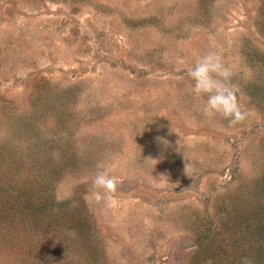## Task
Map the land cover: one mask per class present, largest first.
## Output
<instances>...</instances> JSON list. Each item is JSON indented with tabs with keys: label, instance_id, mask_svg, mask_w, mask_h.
Here are the masks:
<instances>
[{
	"label": "rangeland",
	"instance_id": "obj_1",
	"mask_svg": "<svg viewBox=\"0 0 264 264\" xmlns=\"http://www.w3.org/2000/svg\"><path fill=\"white\" fill-rule=\"evenodd\" d=\"M208 51L243 124L200 111L187 70ZM31 179L60 221L0 214V264H226L264 215V0H0V189Z\"/></svg>",
	"mask_w": 264,
	"mask_h": 264
},
{
	"label": "clouds",
	"instance_id": "obj_2",
	"mask_svg": "<svg viewBox=\"0 0 264 264\" xmlns=\"http://www.w3.org/2000/svg\"><path fill=\"white\" fill-rule=\"evenodd\" d=\"M192 81V94L200 98V111L208 119L220 117L227 120L228 125L243 124L248 112L239 103L237 93L231 84L233 72L216 51H208L201 55L187 70ZM92 189L102 192L108 199L116 194L118 182L107 170L97 165V172L92 182Z\"/></svg>",
	"mask_w": 264,
	"mask_h": 264
},
{
	"label": "trees",
	"instance_id": "obj_3",
	"mask_svg": "<svg viewBox=\"0 0 264 264\" xmlns=\"http://www.w3.org/2000/svg\"><path fill=\"white\" fill-rule=\"evenodd\" d=\"M37 181L38 180L36 179H31L30 181L28 180L27 185L22 184V187L18 186L15 189H7L4 188V185V187L0 189V214L3 215V213H7V210L10 211V213L8 214V219L14 217L16 214L18 218L15 219V221H17L18 223L21 222V225H24L25 230H28L29 227H33V229L35 227L36 229H38L39 227L48 228L52 226L53 223L55 226V224L60 221L56 211L50 210L48 208L47 197L42 196L44 192L38 191L37 189H35V186H33ZM36 196L39 198L43 197V200L46 199L43 204L42 213L37 206L38 204L35 199ZM231 233H233V231H231ZM42 234L45 235L44 233H41V235ZM230 238V241H232V243L236 242V244L235 250L233 247L226 249V264H231V260L234 257L237 258L240 252L246 253L250 258L252 264V260H254V264H264V215L263 217H259L257 213H252L251 216L249 215L246 216V218H242L239 223L238 229L235 231L233 236H227L225 245ZM234 238H236V240H234ZM43 245L38 244V248H41ZM232 249L234 251L231 253ZM236 249H238L239 251H236ZM40 251L43 252L44 249ZM38 252H35V254ZM243 255H241L240 253L239 257ZM227 260H229V262ZM214 261H210V264Z\"/></svg>",
	"mask_w": 264,
	"mask_h": 264
}]
</instances>
